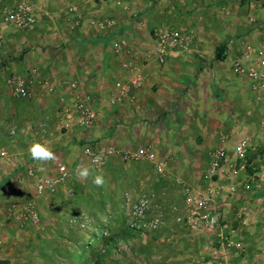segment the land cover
<instances>
[{
  "label": "crops",
  "instance_id": "crops-1",
  "mask_svg": "<svg viewBox=\"0 0 264 264\" xmlns=\"http://www.w3.org/2000/svg\"><path fill=\"white\" fill-rule=\"evenodd\" d=\"M39 1V9L53 4V0ZM258 1L263 0H123L122 5H117L115 0H78L79 5H71H75L77 13L81 11L83 17L79 24L73 22L72 16L67 18L69 28L62 30L66 29L70 35L63 40L61 52L30 56L32 58L24 60L23 66L18 68L22 76L34 79L29 94L18 99L49 97L62 106L59 97L64 95L69 104L74 95L66 85L76 81L80 91L94 95L98 103L99 119L91 129L83 133V129L73 126L43 144L50 148L52 143L58 144L61 151H66L71 147V136L77 134L74 130L83 135L97 134L100 125L105 127L107 120L110 123L107 126L116 127L111 130L112 139L117 142L121 136L118 134L122 133L118 129L124 127L123 146L130 150L117 149L131 152L149 149L157 162L165 164V174L176 183L146 181L140 195L149 200L144 221L147 228L135 232L127 228L115 230L106 244L98 232V238L92 244L94 252L104 245V251L109 250L114 255L128 254L125 264L133 261H139L138 264H264V181L261 174L251 186L245 181L246 176L254 173L257 159L246 162L234 193L229 192L231 180L227 170L213 183L203 178L212 151L224 147L231 153L235 141L244 134L239 133L241 129L247 131L257 144L264 141V119L254 123L253 112L249 111L254 109L250 105L251 99L257 100L258 95L264 98V92H255L248 76L237 75L221 66L241 52L235 34L247 30L255 47L264 45L262 32L250 28L244 30L247 25L264 28V8ZM44 12H38L37 23L48 14L47 10ZM131 14H137V19L131 18ZM106 19L114 21L113 28L100 30L87 24L89 20ZM166 27L193 31L195 40L191 51L170 56L162 65L155 60H144L145 53L155 44L156 34ZM120 37L139 51L137 58L113 50V41ZM19 38L12 35L11 41L16 42ZM221 44L227 45L223 61L214 59V50ZM114 58L123 60L121 64L135 62L143 75V82L132 90V97L117 105H111L109 97L116 80L124 79L127 72ZM34 66L39 74L43 72L37 74L38 78L23 73ZM39 76L46 80L42 81ZM47 79H51L53 91L45 86ZM41 87L46 88L45 92H39ZM243 114H248L250 123H244ZM121 120L124 125H117ZM1 136L0 133V141ZM222 137L226 139L224 143H221ZM7 153L9 156L0 161V186L5 179L20 174L21 169L35 170L34 165L39 164L29 152ZM138 162L149 164L150 168L153 166L156 172L152 162L146 159ZM148 174L142 173L143 179H149ZM36 177H31L35 194ZM219 186L223 187V192L214 197V209L223 215L220 223L227 241L222 246L215 238L216 227L202 226L196 230L191 226L192 204L187 200L188 194L204 193L209 187ZM63 187H58L57 195ZM109 201L115 204L114 199L109 198ZM114 219L113 223L119 225L117 213ZM155 219L158 225L152 229L150 224Z\"/></svg>",
  "mask_w": 264,
  "mask_h": 264
},
{
  "label": "rangeland",
  "instance_id": "rangeland-1",
  "mask_svg": "<svg viewBox=\"0 0 264 264\" xmlns=\"http://www.w3.org/2000/svg\"><path fill=\"white\" fill-rule=\"evenodd\" d=\"M30 1L34 5L36 17L39 11L44 14V11L47 10L48 14L41 17L42 22H36L37 24L29 29L13 27L3 29L5 44L0 48V133L2 135L0 147L12 154L28 153L32 144L46 143L67 132L61 123V106L58 101L50 100L49 97L37 100L36 96L18 99L12 95L5 84L9 75H23L18 68L23 66L24 60L29 61L32 58L30 56L37 54L43 56L57 55L61 52L63 40L70 35L66 29H62L64 27L69 28V24H66L67 18L72 16L74 19L75 15L69 10L70 5H79L78 0H66L62 3L59 2L60 0H53L51 6L46 7V9L41 6L40 10L39 0ZM10 2L13 4L14 0ZM258 2L264 8V0ZM79 13L78 15L82 18L83 13L81 11ZM134 15L131 14V18L137 19V14ZM249 28L262 32L261 39L264 38L263 27L247 25L244 30ZM45 29L48 30L42 32ZM247 32L249 33L246 30V33L234 35L237 37L240 47L242 41L253 44ZM12 35L20 38L18 41L12 42ZM20 41L21 43H19ZM89 51L92 52L90 49ZM114 59L119 65L123 62L120 58ZM221 64L225 70L232 71L230 59ZM77 66L80 65L77 64ZM223 67L221 68L223 69ZM24 71L23 73H31L33 77L37 78V74L42 75L43 73L40 71L39 74L35 66L30 70L26 68ZM39 77L41 80H46L41 76ZM47 80L51 82V79ZM45 90V87H41L39 92H45ZM95 104L98 106L96 100ZM250 105L254 107V109L249 110L253 112L251 119L258 124L264 119V98L261 100L252 98ZM247 115L242 117L244 123H250ZM105 124V127L100 125L97 134L89 132L83 135L80 131L75 132L74 130L73 132L77 134L71 136V147H68L66 151H61L62 149L57 146L58 144L52 143L53 148L51 147V150L56 154L54 162L34 165L38 177L55 174L59 164H64L69 168L71 178L62 185L64 187L62 190L60 189L58 195V190L51 195L39 196L33 193L31 177L27 176L24 168L21 169L20 174L5 179L0 186V264L128 263L125 262L128 261V254L118 253V256L114 255L109 250L104 251V245L99 246V251L94 252L92 244L96 238L95 234L100 232L101 237H105L100 240L106 244L115 230L122 231L126 228L131 231L141 230L135 226L136 220L130 212L131 204L129 202L134 203L141 199V188L146 181H165L172 184L175 181L167 174L161 175L155 172L153 166L150 168L149 164L126 162L119 157L107 158L104 166L97 169L91 158L85 154L86 149L115 146L119 149L130 150L123 146L124 127L118 129L122 133L118 134L121 136H119L120 142H117L112 139L111 130L116 127L107 126L110 124L107 120ZM117 125L123 126L124 123L121 120ZM74 129L76 128L74 127ZM246 132L244 129L239 131L240 134ZM263 143L264 141L260 143V146ZM260 146L249 153L247 162L257 159ZM84 167L91 170L92 176L96 174L104 176V186L96 187L92 183L91 177L87 180L78 178L77 169ZM146 172H149V179L147 180L143 179L144 176L142 175ZM20 180L21 183H19ZM109 198L114 199V205L117 206L111 204ZM26 204L34 206V210L39 216L37 221L19 223L8 215L10 209L18 210ZM115 213L119 215V225L113 223ZM138 263L139 261L131 262V264Z\"/></svg>",
  "mask_w": 264,
  "mask_h": 264
},
{
  "label": "built area",
  "instance_id": "built-area-1",
  "mask_svg": "<svg viewBox=\"0 0 264 264\" xmlns=\"http://www.w3.org/2000/svg\"><path fill=\"white\" fill-rule=\"evenodd\" d=\"M0 0V48L5 44L3 35L4 27H13L17 29H29L37 22V17L34 5L30 0ZM117 5H122L123 0H115ZM70 11L74 12V23L79 24L81 17L77 13V7L71 5ZM254 22V19H251ZM90 27L100 30H108L114 27L112 19L106 20H89L87 23ZM194 33L191 30L177 27H166L159 31L155 36V44L145 53L144 60H155L162 65L168 57L175 54H182L191 51L194 44ZM240 54L231 61L232 71L240 76H248L253 81V89L255 92H264V45L255 47L252 43L242 41ZM113 50L116 53H123L130 57H138L139 51L132 48L127 39L120 37L113 41ZM126 69L127 76L124 79L116 80L114 83V91L109 97L111 105H117L123 102L126 98L132 97V90L141 86L143 75L141 67L132 61H126L123 64ZM32 77H24L18 74L9 75L6 79V85L10 89L15 98H23L29 94V87L33 83ZM45 86L50 90H54L52 83L46 81ZM68 90L74 95L71 103L66 104L65 96L60 95L61 103V123L65 129H71L77 126L83 131L91 129L99 119V109L95 104V97L90 93H83L79 89V84L76 81L67 83ZM257 100H261V95L257 96ZM264 125V121H263ZM221 143L226 139L222 137ZM257 146L254 138L249 134L241 135L234 144L233 151L230 153L224 147H219L212 151L210 155V163L203 175L204 180L213 183L218 180L221 172L228 171V177L231 180L229 183V192L234 193L237 190L240 171L246 165L247 157L250 152L254 151ZM260 153L257 156V165L254 167V173L245 177L246 185H253L257 182L258 174H261V180L264 181V143L260 146ZM87 154L92 163L97 169H101L106 159L109 156L117 155L126 162H138L141 159H146L154 164L156 172L164 175L166 166L162 162H157L155 155L146 149L142 152L121 151L115 146H110L101 149H86ZM9 155L6 150L0 148V161L7 158ZM99 156L100 159L95 158ZM28 177H36V172L33 168L26 169ZM36 194L51 195L54 194L58 187L67 183L71 178V173L68 167L64 164H59L55 174L43 175L36 177ZM223 192V187H209L204 193L188 194L187 200L192 204L190 210L189 221L194 229H200L202 226L210 229H215V238L220 246L226 244L227 237L224 232V226L221 225L220 219L223 215L214 209V197ZM149 211V200L141 198L130 206L132 217L136 220L135 226L138 229H146L147 225L144 222ZM9 216L19 223L26 221H37L39 216L34 210L32 204H26L18 210L10 209ZM158 225L155 219L151 221V228L154 229ZM1 244V239H0Z\"/></svg>",
  "mask_w": 264,
  "mask_h": 264
},
{
  "label": "clouds",
  "instance_id": "clouds-1",
  "mask_svg": "<svg viewBox=\"0 0 264 264\" xmlns=\"http://www.w3.org/2000/svg\"><path fill=\"white\" fill-rule=\"evenodd\" d=\"M31 158L39 164H47L54 162L56 160V154L51 150L50 147L42 143H34L28 149ZM99 160L100 157L95 158ZM78 178L89 179L91 177L92 183L96 187H103L105 184V178L102 175L96 174L92 176V172L89 168H78L77 169Z\"/></svg>",
  "mask_w": 264,
  "mask_h": 264
},
{
  "label": "trees",
  "instance_id": "trees-1",
  "mask_svg": "<svg viewBox=\"0 0 264 264\" xmlns=\"http://www.w3.org/2000/svg\"><path fill=\"white\" fill-rule=\"evenodd\" d=\"M226 50H227V45L226 44H221L217 46L214 50V59L223 61L226 58ZM99 234V233H98ZM96 238H98L97 233L95 234ZM105 237H101V239H104ZM111 238V237H110ZM108 238V239H110Z\"/></svg>",
  "mask_w": 264,
  "mask_h": 264
}]
</instances>
